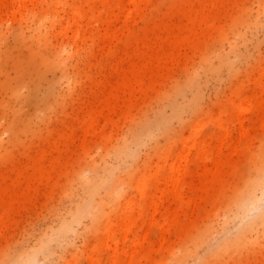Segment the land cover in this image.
Segmentation results:
<instances>
[{"label":"rangeland","instance_id":"obj_1","mask_svg":"<svg viewBox=\"0 0 264 264\" xmlns=\"http://www.w3.org/2000/svg\"><path fill=\"white\" fill-rule=\"evenodd\" d=\"M156 1L159 2L154 0L156 4ZM165 1L160 7H150L151 13L148 10L147 15L148 20H152L138 19L133 24L134 30L139 32L146 26H159L163 19L154 17L161 18L159 14L167 12L168 0ZM169 1L176 3L179 0ZM230 1L228 6L216 8L197 6L199 13L204 9H209L213 15L220 13L222 21L217 23V28H224V31L214 33L210 41L202 39L195 51L182 49L179 62L167 71L155 89L145 96L139 95L132 107H125L123 102L127 96L118 84L122 79L119 71L127 66L126 54L119 52L114 57H107L95 47L96 57L66 59L65 73L49 67L42 60L43 57L50 59L61 42L49 36L47 47L38 43L31 35L33 15L21 23L18 17L0 14V178L2 182L6 181L4 187L11 190L18 187L16 190L20 192L18 201L3 203L0 207V264L4 258L22 250L37 249L49 237L57 240L50 241L49 252H37L40 264H90L89 256H93L98 264H111L113 251L107 246L115 242L121 244L125 233L117 231L109 235L106 225L109 220H115L116 225L127 218L120 216L121 209L127 196L137 195V178L156 172L160 150L169 144L173 156L161 171L165 177L171 172L170 164L178 160L181 174L187 173L188 183H198L201 187V180L211 177L204 174L206 165L213 168L216 160L221 162L225 156L229 157V164L223 172V182L213 184L208 194L198 190V195H204L194 215L192 209L182 210L175 202L164 203L156 214L152 208L147 209L146 216L139 219L128 236V239H134L140 235L139 243L143 246L140 252H135L136 259L131 264H176L175 256L182 255L181 264H264L262 228L232 250H219L233 242L251 218H236L234 206L227 209L226 206L236 190L255 176L254 153L260 144L264 145V130L256 127L252 134L258 137L243 140L247 150L239 156L231 157L230 152L224 150L220 156L208 158L207 154L214 151L215 142L210 143L209 152L202 156L192 150L186 158L181 150V141L192 134L198 120L216 116L238 95L252 96L257 86L256 78L264 69V6H261L264 0H239L237 4ZM0 2L12 5L11 0ZM153 20L159 23L156 25ZM242 22L250 25H238L236 31L242 37L234 39L235 26L230 29L229 26ZM226 34L229 40L224 41ZM232 40L236 42L235 50L229 53ZM117 48L120 50L121 46ZM219 54L229 55L231 65L220 64L219 57L216 59ZM33 55L34 62H31ZM206 55H212L210 62L214 70L204 64ZM134 60L137 66L141 65V60ZM194 69H198L196 81L189 84ZM15 89L20 90L18 97L13 96ZM109 107L117 108V112L108 110ZM91 108L101 113L94 132L83 142L84 132L79 120ZM228 120L235 122L233 115H229ZM145 124L155 132L154 137L143 136L144 144L140 146L132 143L133 132H143ZM232 129L236 136L239 126H232ZM214 130V119H210L203 128V138L208 139ZM126 140H131L135 157L120 158L119 150ZM111 167L117 168L116 175L123 181L120 198H108L104 191L100 194L111 218L107 215H100L99 219L88 217L80 225L72 223L75 232L62 229V221L70 219L69 213L88 196V189L80 179L81 171L87 169L88 176L95 178L105 175ZM149 185L155 193L151 181ZM156 194L160 196L161 191ZM139 203L145 202L137 198L132 205L135 213ZM261 204L264 207V200ZM8 208L11 214L7 216L4 214ZM135 213L133 216L137 215ZM165 220L171 228L168 234L164 233L166 238L162 242L163 231L159 226ZM199 231L212 235L210 238L205 236L201 244L195 245L194 236ZM125 260L120 254L115 264H124Z\"/></svg>","mask_w":264,"mask_h":264},{"label":"bare ground","instance_id":"obj_2","mask_svg":"<svg viewBox=\"0 0 264 264\" xmlns=\"http://www.w3.org/2000/svg\"><path fill=\"white\" fill-rule=\"evenodd\" d=\"M11 1V6H9L8 3L2 4V2H0V6H3L2 8L0 7L2 9V11L0 10V14L4 12L9 16L18 17L21 23L27 22L29 16L33 15L34 18L31 21V35L38 43H43L44 46L47 47V39L49 36L61 42V46L50 59L45 57L42 59L49 67L61 69L66 73V66L64 65L66 59H81L90 56L96 57L95 47L104 52L107 57H114L119 52L126 54L128 56L125 59L127 66L126 68L120 69L119 76L122 79L118 83L123 94L127 96L123 102L125 107H132L134 100L137 101L139 95L142 94L145 96L149 90L155 89L156 85L159 83L160 79L165 76L167 71L179 62L182 49L195 51L199 48L202 39H204L205 42L208 40L210 41L214 33L217 31H224V28H217V23L222 21L220 13L213 15L210 13L209 9H204L199 13L200 10L197 6H212L216 8L217 6H228V4L231 3L230 0H179L176 3H172L168 0L166 3L168 6L167 12L165 14L161 12L159 15H162V17L159 18L158 16L159 19L154 17L157 20L163 19L162 22H160L161 24H159V26L153 25L152 28L146 26L137 32L134 30L133 24H136L138 19L150 22L152 19L149 18L150 21L148 20L147 14L149 13L147 11L149 10L151 13L150 7H160L166 2L165 0L156 1L157 4L154 3V0ZM204 2H206L205 5ZM237 3H239V0H233V4ZM261 6H264V4ZM37 14H39V16ZM155 21L153 23H156ZM117 23H120L119 27H117ZM158 23H156V25ZM238 25L246 27L250 24L246 25V23L242 22L230 25L229 29L235 26L232 32V37L234 39L237 36L240 38L242 37V34L236 31ZM227 34L224 35V41L229 40V35ZM230 43L231 47L229 53H233L236 42L232 40ZM119 45L121 46L120 50L117 48ZM211 57L212 55H206L204 64H206L208 69L214 70L215 67L212 65L213 63L210 62ZM34 58L33 55L30 61L34 62ZM217 58L220 64L226 66L229 64L231 65V60L228 59L229 55L226 56L225 54L224 56L223 54H219L216 59ZM134 59L141 60V65L137 66V62ZM197 73L198 69H194L189 84H193L194 81H196ZM67 82L68 85H71L70 80ZM256 82L257 86L252 96H245L246 94L244 96L238 95L236 99H230V105H225L216 116H208L196 122L192 134L186 137L183 142L181 141V150L186 158L190 155L192 150H196L197 154L200 156L208 153L211 142H215L214 151H210L207 154L208 158H212L214 155L218 157L224 150H228L231 157L233 155L239 156L241 153L246 152L247 147L243 140L251 137L257 138V134L256 136L252 134L256 127L260 130H264V69L256 78ZM187 83L184 84L188 87ZM179 89L177 90L179 91ZM12 93L15 97L21 94L19 89L13 90ZM108 110L117 112V108L115 107H109ZM99 113H101V111L91 108L79 120L81 123L80 126L84 132L83 142L86 141V136L94 132L97 127ZM174 114H176V112ZM229 115H233L235 122H229ZM253 116H255V120H253ZM210 119H214L216 130L209 133L208 139H204L202 131L206 122ZM232 126H239L236 136L232 133ZM154 133L155 132H152L148 128L147 124L143 132H133L132 143L139 146L143 145L142 137L146 136L148 139H152ZM130 141L126 140L119 150L120 158L136 156V153L132 152ZM160 152V157L156 165V172L154 174L148 173V176L137 178L135 185L138 192L137 195L127 196V200L124 203L125 206H123V208L121 207L122 213L120 216L126 215L127 218L122 223L116 225L113 222L115 220H109L106 225V233L109 235L117 231L125 233V237L121 244L120 242H115L107 246L113 251L111 264L117 262L118 255L120 254L124 255L126 258L124 264H131L132 261L136 259L135 252H140L139 249L143 248L139 243L140 235L136 236L134 239H128V236L131 234L134 227H136L139 219L142 216H146L147 209L150 210L152 208L153 214H156L159 207L164 205V203L168 202L171 204L175 202L181 205L182 210H185V208L187 210L192 209V214L194 215L197 212L199 200H202L204 195H198V190L201 189L203 193L208 194V190L213 184L223 182L222 175L229 164V157L225 156L221 162L217 159V162L213 164V168H209L206 165L204 174H210L211 177L208 180H201L200 187V185H197L198 183H188L187 173L181 174V166L178 164V160H174V162L170 164L172 166L171 172L168 173L166 177L162 175L161 171L166 168L169 164V160L173 156V148L169 144V146L167 145V147L165 146V148L161 149ZM253 162L256 169L255 176L236 190L234 196L229 200V204L226 206V209L228 206H234V217L236 218L243 219L250 216L251 218L238 232L233 242L231 241L219 248L222 252L232 250L237 244L242 242L244 238L252 235L254 231H257V229L262 228L264 230V207L261 206V201L264 200L263 144H260V147L255 151ZM35 167L36 165L34 168ZM149 167L152 170L155 169L152 168L153 166ZM116 170V167H111L107 169L105 175H96L95 178L88 176L87 169L81 171L80 179L88 189V196L81 200L74 210L69 213L70 219H64L62 221V229L75 232L72 223L80 225L82 220L88 217L99 219L100 215H107V218H111L112 215L107 213L104 207V198L100 194L104 191L105 196L108 198H120L123 181H121L120 176L116 175ZM150 181L152 182L155 193L150 189ZM5 182V179L2 182V178H0V207L3 203L13 204L18 201L17 198L20 195V192L16 190L18 187L11 190L3 186ZM187 187H189L188 193L186 191ZM157 191H161L160 196L156 194ZM22 194L23 193H21V195ZM138 197L140 200L143 199L145 203L138 204L137 215L133 216L135 209L132 205L136 202ZM183 204L186 206L184 207ZM184 213L186 214V211H184ZM10 214L11 209L8 208L4 215L8 216ZM0 221H2V210L0 212ZM167 222L168 221L165 220V223L159 226L161 232L163 231V235L161 234L162 242L165 241L164 239L166 238L164 233L167 232L165 234H168L171 228V226L166 225ZM151 223L152 222H150L149 226H151ZM202 232H196L197 235L194 236L193 241L195 245L201 244L205 236L206 238H210L212 235L210 232ZM51 240H57V238L49 237L47 242H43L37 249L22 250L14 256L4 258L2 264H40L37 252H49ZM144 255H146L145 257L148 256L147 254ZM182 257L183 255L175 256L176 264L182 263ZM89 260L90 264H98L93 256H89Z\"/></svg>","mask_w":264,"mask_h":264}]
</instances>
